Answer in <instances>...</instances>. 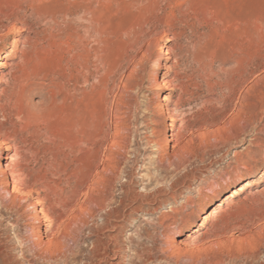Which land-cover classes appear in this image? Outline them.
Listing matches in <instances>:
<instances>
[{"label": "rangeland", "instance_id": "374dc122", "mask_svg": "<svg viewBox=\"0 0 264 264\" xmlns=\"http://www.w3.org/2000/svg\"><path fill=\"white\" fill-rule=\"evenodd\" d=\"M5 52L9 53L5 61L12 65L4 70L5 81L0 84V108H6L5 115L0 114V140L12 148L7 151L8 162L13 161L12 178L21 180L28 173L26 177L36 183L35 192L42 189V195L65 187V192L74 191V182L83 180L79 178L96 162L92 158L98 159L96 137L104 127L112 132L119 124L125 141L132 145L121 157V172L109 196L120 199L121 184L129 180L136 191L149 193L186 169L162 179L165 173L157 167L155 146L142 138L152 134V128L169 133L181 130L188 136L187 169H194L195 176L190 184L181 185L176 201L191 199L194 209L202 204L183 234L202 220L203 212L250 178L256 183L235 195L232 206H225L212 223L222 228L239 220L249 224L248 230L264 226V175L260 177L264 172V113L257 127L237 140L211 135L227 123L237 106L259 105L264 94V0H0V54ZM240 64L246 65L244 72L253 74L233 96L225 84L233 70L236 77L242 75ZM179 86L187 90L180 109L186 123L181 128L180 123L171 126L170 117L160 115L157 107L159 92L179 93ZM110 111L113 115L121 111L123 117L115 121ZM173 145L171 141L166 149L171 155ZM176 158L171 156L178 163ZM2 182L0 175L4 188ZM2 188L0 194L5 195ZM24 205L18 212L0 205V245L9 258L20 260L16 264L34 260L20 244L22 237H35L28 226L31 205ZM173 206L169 196L153 215L134 214L123 239L137 236L148 221L170 213ZM102 221L99 212L94 222ZM82 226L78 244L67 242L75 256L63 264L87 263L96 236L90 233L92 224ZM240 233L235 231L236 236ZM261 250L255 261L244 259L237 264L264 260V245ZM39 259L32 263L45 264Z\"/></svg>", "mask_w": 264, "mask_h": 264}, {"label": "bare ground", "instance_id": "6f19581e", "mask_svg": "<svg viewBox=\"0 0 264 264\" xmlns=\"http://www.w3.org/2000/svg\"><path fill=\"white\" fill-rule=\"evenodd\" d=\"M8 57L9 53L7 52L0 54V84L5 81L4 70L10 69L12 65L5 61ZM240 66V69L243 70L242 75L236 77L234 75L235 70H233L225 84L233 96L248 80V76L253 74V71L244 72L246 65L240 64ZM256 68L259 69V66ZM13 75V81H17L18 76ZM225 78L227 79V77ZM180 88L179 93L175 91V93L168 92L164 95L159 92L157 95V107L160 108V115L165 118L170 117L171 126H176L180 123L181 128L186 123V115L180 109L185 103L183 94L187 90L184 89L185 87ZM23 90L25 89L23 88ZM257 104L259 105L251 103L246 105L245 103L237 106L234 113L228 117L224 126H218L214 130H210L211 135L213 134L214 139L218 137L230 141L239 139L249 128H253L259 123L258 119L262 120L263 116L261 117L260 113H264V94L259 98V103ZM147 108L148 110L152 109L150 106ZM28 110L30 112V109ZM5 112L6 108L1 106L0 114ZM112 115L111 113L110 116ZM113 116H115V121H118L121 119L122 112L117 111ZM118 125L114 126L112 132L106 130L105 127L104 129L101 128L103 130H100L101 133L98 131L100 133L96 137L99 139L100 152L98 153V159L92 158L93 162L95 160L96 162L90 164L84 175L85 177L83 176L84 178H79L80 181L83 179L81 182L77 183V185L74 182L76 188L73 186L72 188H75V190L70 193L67 190L65 192V187L64 189L62 188L63 190L60 188L59 192L55 191L57 193L42 195L40 192L42 189L35 192V189H37L35 188L36 183L34 184L33 180L31 182L26 177L28 173L26 176L23 175L27 179H23L24 177L21 180L15 179V177L12 178L13 168L11 164L13 161L10 164L8 162L10 157L7 156L9 155L7 151H11L12 148L11 145L0 140V175L3 178L2 186L4 187L0 188L5 190L2 192H6L5 195L0 194V202L4 208L14 212H18L26 203H30L31 207H29L32 209L31 216H28V218L30 217L28 226L32 228V237H35L33 239H28L30 237L27 239L21 238L20 244L24 247V254L29 252L34 259L33 261L40 258L45 264H58L59 262L63 264L71 256H75L74 248H71L69 246L70 243L68 244L67 242L73 240L74 245H77L80 241L79 234L77 235V232L79 233V230H81L79 229L80 225L85 228V226L89 227L92 224L93 228L90 233L96 237L92 239L91 247L87 253L86 264H237L244 259L251 262L259 258L262 254L261 245L262 247L264 245V226L255 228L256 231L255 229L248 230L249 224L239 220L229 221L224 226H221L222 228H217L213 224L217 216L221 215L222 212L224 213L225 206H232L230 201L233 200L235 195H240L246 188L256 183L255 178L247 179L243 184L235 187L230 194L221 198L211 210L203 212L202 220L195 227L190 228L191 230L186 235L183 234L184 229L192 225V219H194V215L202 204L199 203L198 208L194 209V202L191 199L180 204L176 201V193L182 191V186L185 183L188 182L190 184L189 179H193L195 176L194 169H187V164L190 160H186L184 149L188 136L181 130L180 132L178 131L179 133H175L174 129H172V132L169 133L166 130L162 131L163 129L152 128V134H145L146 136L142 139H145L147 144L155 146L157 167L166 176H163L162 179H168L167 177H171L179 170H186L179 176L174 174L173 177L175 178L171 179L170 183L162 184L149 193L136 191L131 185L132 180H129L121 184L122 195L120 199L113 200L114 198L109 196V192L112 190L113 194L115 190L114 184L115 181H118L117 177L121 172V157L124 152H126L125 154L129 152L132 145V143L125 141L122 126ZM171 141L174 142V153L172 155L166 150ZM91 142H93V139ZM181 150H183V153L180 154ZM135 153L137 154V152ZM171 156L172 158L177 157L180 161L178 163L172 161ZM97 160H100V162L97 163ZM256 161L257 163L259 162V160ZM61 170L58 171L62 173ZM263 175L264 172L260 177ZM76 177L78 178L79 176ZM82 191L84 193L81 199L78 195ZM252 194L253 192H249L248 195ZM169 196L174 200V206L171 208L170 213L163 212L157 219L148 221L141 230L137 231V236L130 235L127 239H123L124 233L130 228V223L133 222L134 214L144 212L153 215L163 204L168 202ZM52 210L55 211L54 215H51ZM99 212H102L103 217L101 224L94 222ZM44 222H46V227L43 226ZM37 227L39 228L38 230L35 229ZM236 230L238 232L241 231L237 236L235 235ZM45 234H47L46 240L43 238ZM179 237L182 238L179 239ZM4 250L0 245V257L3 256L1 264H16L20 261L16 262L15 259L9 258L10 254L6 255ZM131 251L132 254L129 255ZM32 262L29 261L30 264H33ZM254 264H264V260L257 263L254 262Z\"/></svg>", "mask_w": 264, "mask_h": 264}]
</instances>
